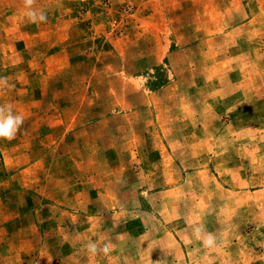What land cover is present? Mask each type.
<instances>
[{"label":"rangeland","instance_id":"rangeland-1","mask_svg":"<svg viewBox=\"0 0 264 264\" xmlns=\"http://www.w3.org/2000/svg\"><path fill=\"white\" fill-rule=\"evenodd\" d=\"M33 7L0 0V264H264V0Z\"/></svg>","mask_w":264,"mask_h":264},{"label":"clouds","instance_id":"clouds-1","mask_svg":"<svg viewBox=\"0 0 264 264\" xmlns=\"http://www.w3.org/2000/svg\"><path fill=\"white\" fill-rule=\"evenodd\" d=\"M36 3V0H23V5L25 9V15L32 23L46 22L47 14L45 11H37L33 5ZM13 87L9 84L7 77H0V89ZM24 123V116L18 114L14 111L12 105H3L0 104V139H5L11 141L15 138L17 132L20 130L21 126ZM201 229H196V236L200 238ZM215 242V238L212 234H208L207 238L204 240L205 247H211ZM88 249L90 252H96V245L89 244ZM109 246H105L103 251L105 254L109 252Z\"/></svg>","mask_w":264,"mask_h":264}]
</instances>
